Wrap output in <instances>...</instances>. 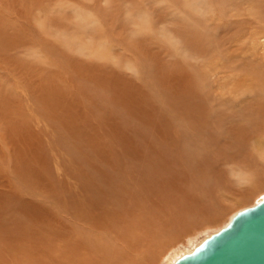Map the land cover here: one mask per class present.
<instances>
[{
  "label": "rangeland",
  "instance_id": "obj_1",
  "mask_svg": "<svg viewBox=\"0 0 264 264\" xmlns=\"http://www.w3.org/2000/svg\"><path fill=\"white\" fill-rule=\"evenodd\" d=\"M262 2L264 0H0V5L9 7L5 16L10 17V21L5 23L10 24V32H27L21 47L0 50V61L9 65L7 60L10 59L13 63L10 67L0 64V235L5 232L13 234L18 230L26 234L25 230L35 227L34 218L38 216L44 221L46 219L48 228H53L57 223H49V213L57 214V219L63 218L59 227H64V221H68L64 215H68L70 206V214L77 212L83 218L88 217L81 221L77 229L92 233L95 232L94 227H98V238L101 236L108 241L101 244L109 245L112 252L135 251L127 254L130 264H170L177 257L173 256L174 253L177 255L179 250L189 252L191 240H204L224 228L239 211L256 205L257 200L264 196V159H260L258 164L239 168L223 166L222 159L213 165L222 172L224 182L221 185H225L214 191L209 212L188 216L190 221H196L188 222L192 225L182 223L180 227L179 223H174L179 228L166 233L167 238L171 237L160 246L152 245L153 235L145 237L142 227H138L135 220L141 212L139 208L125 213L121 211L114 222L100 227L101 213L99 218L94 216L82 204V199L84 197L89 201L91 194L88 189H94L97 182L93 167H105L102 154L112 152L114 145H119L116 137L118 130L106 121L102 110L87 105L83 108L82 100L85 102L87 98L80 92V87L81 90L85 86L94 87L96 81L93 78L103 73L106 74L103 77L112 74L118 80L117 90L127 89L134 96L152 98L162 83H167L169 79L173 81V76L187 72L175 66L177 61L185 63L186 69L201 76L217 61L218 68L222 70L221 66L227 61L225 56H231L234 49L227 53L219 48L217 53L212 54L208 43L193 44L186 37H181L178 30L179 27L180 31L183 30L184 25L186 31L192 28L200 35L213 38L221 39L229 31H238L243 40L248 37L256 40L258 67L254 70L260 71L264 68V48L261 49L264 24L261 25L263 28L256 26L255 5ZM249 41L247 39L243 43L244 59L252 54V43ZM184 45L199 48L194 53L202 58L199 60L193 54L190 57ZM14 56L25 63L21 61L19 65ZM159 64L161 71L174 64L167 69L169 76L171 72L170 78L160 81V86L154 81ZM224 74L220 71L218 76L211 77L212 86L222 88L217 91L218 95L230 92L231 86L223 79ZM246 80L251 78L247 76ZM174 84L173 87L177 85ZM203 87L208 91L205 85ZM185 97L179 100L178 105ZM130 98L139 102V97L130 95ZM194 117L201 120L203 116L196 111ZM148 119L149 115H146L145 120ZM77 131L81 132L80 151H85L91 158L85 164L77 162L78 159L67 148L69 143L65 136L74 141L77 137L72 134ZM181 132L191 134L193 138L192 132ZM210 136L205 132L196 133L199 142L209 141ZM219 146L214 144L210 152L220 155ZM248 151L253 152L251 143ZM238 170H249L250 174L248 172L245 178ZM17 174L23 177L15 183L11 179ZM155 198L160 205L155 204ZM142 201L145 205L143 209L152 213L146 217L149 218L147 221H141V226L152 224L157 212H164L165 218H168L169 209L164 205V195L159 198L156 195L154 198L144 197ZM59 227L56 226L49 235L52 246L49 248L47 244L49 249L63 247L66 250L68 243ZM130 228H137L132 242L140 243L137 247L131 245V249L123 237ZM5 241L0 242V264H16L15 240L10 238ZM60 242L65 245H58ZM74 243H79V239L75 238ZM137 248L144 249L146 254L137 256L140 251ZM77 255V250H72L64 255L66 257L57 258L51 254L45 258L38 255L36 259L39 264H60V259H68L69 264L84 262L83 257ZM132 257H140L137 259L139 262ZM86 260L91 261L87 256ZM122 261L125 262L124 259Z\"/></svg>",
  "mask_w": 264,
  "mask_h": 264
},
{
  "label": "bare ground",
  "instance_id": "obj_2",
  "mask_svg": "<svg viewBox=\"0 0 264 264\" xmlns=\"http://www.w3.org/2000/svg\"><path fill=\"white\" fill-rule=\"evenodd\" d=\"M34 5L38 4L34 3ZM5 10H9V7L6 4H1V51L14 46L21 47L27 38V32L26 34L18 31L10 32V24L5 23V21H10V17L5 16ZM255 10H257L255 15L257 19L256 26L263 28L261 25L264 24V12L260 13L264 11V2L258 6L255 5ZM184 26L183 30L180 31V27L178 30V32H181V37H184V39L186 37L193 44L208 43V48L212 54L217 53L219 48L221 52L226 50L227 53L233 51L231 48L234 49L231 56H225L227 61L226 64L221 66L222 70L218 68L217 61L214 64L212 63L206 73L201 76L186 69L187 65L185 63L177 61V64L174 62L175 66L181 70L184 69L191 75H188L187 72L177 74V76H173V81H171L169 79L171 72L169 76L167 69L174 64H170L169 68H164L166 71H161L159 64V71L156 70L157 76L154 78L155 83L160 86V81L166 79H169V81L162 83L160 90L153 93L152 98L147 95L145 97H142V95L134 96L127 89L126 91L121 88L117 90L116 82L118 80L113 78L114 75L112 74L103 77L106 75L103 73L102 76L93 78L92 80L96 81L94 87L85 86L83 90H81L82 86L80 87V92L84 93L85 99L87 98L85 102L82 100L83 108L87 105L102 110L107 117L106 121L112 123L114 128L116 127L114 130H118L116 137L119 143L118 146L114 145L112 152L102 154V159L105 158L103 162H106L105 167H93L97 182L94 189H88L89 194H91L89 201L83 197L82 204L84 203L92 214L98 218L101 213L100 227H105L104 225H108V222L110 224L114 222L121 211L125 213L127 210L133 211L139 208L141 212L137 211L140 214L137 215L135 221L138 223V227H142V234L145 237L150 238L153 235L151 242L154 246H160L165 240L167 241L171 236L167 234V238L166 233L178 229L182 223L185 226L192 225L191 222L196 223V221H190L188 216L209 212V204H212L214 191L225 185H221L224 179L222 172L214 168L213 163L215 161L223 159V166H236L239 168V166L249 167L258 164L260 159H264V68L260 71L254 70L255 67H258V61L255 57L258 54L256 40L254 41L251 37L243 40L242 37L238 36V31H229L228 35L222 36L221 39L213 38L200 35L197 30L192 28L186 31ZM247 39L252 43V54L250 53L248 59H244L242 56L244 54L243 43H246ZM261 39L264 40V35ZM236 42H238L237 46L234 47ZM184 46L187 48L190 57L193 54L199 60L202 58L194 53L199 48ZM262 48H264V44L261 46ZM234 52L237 53L234 55ZM14 57L19 65H21V61L24 62L21 58ZM182 59L186 58L183 57ZM7 61H9V65L2 61H0V64L7 67L13 65L10 59ZM158 62L160 63V61ZM192 68H194V65ZM220 71L225 73L223 79H226L231 86L227 95H218L217 91H221L222 88H214L210 83L211 77L218 76ZM144 72H147V69H144ZM192 74H194V80ZM195 75L198 76V80ZM247 76L251 80H246ZM174 83L177 84L175 87H173ZM203 85L206 86L208 91L205 90ZM137 93L141 94L140 91H137ZM130 95L139 97V102L131 101ZM182 97L185 98L178 105ZM188 110H192V112H187ZM196 111L199 116H203L201 120L194 117ZM192 113L193 117L189 120ZM146 115H149L147 121L145 120ZM181 130L192 132L194 134H192L193 138H191V134L181 132ZM203 131L211 135L210 139L206 142H199L196 133H204ZM80 134L81 132L78 131L72 134V136L77 137L74 141L66 136L65 139L69 143L67 148L72 152L73 157L79 160L77 162L85 164L91 158L89 154H85V151L82 153L79 149L81 146ZM250 143L253 152H256L257 155L248 151ZM64 144L66 145L65 142ZM205 144H207V148H205ZM214 144L220 145L222 151L220 155L216 156L210 152ZM202 148L204 149L201 150ZM212 158L214 160L211 161ZM6 172L11 174L7 170ZM239 172L243 173L245 178L248 177L246 175L248 172V175L250 174L249 170H238ZM17 176L11 179L15 183L20 177H23L21 174ZM146 194L150 198H154L155 195L158 198L164 195V205L169 209L167 219L164 212L160 210L162 214L157 212V217L152 220V224H142L141 226V221H147L149 218L146 217L152 213L150 210L145 211L143 209L145 205H143L142 198H148ZM199 195L202 198H199ZM263 198L264 196L259 198L257 204ZM155 204L160 205V201L156 199ZM69 208L67 210L68 215L67 213L64 215L68 218V221H64L66 224L64 227H59V223L63 218L57 219L59 216L55 213H49L50 215H48L49 223L52 224L55 221L57 224L54 226H58L60 232L65 236L68 244L65 245L60 242L58 245H65L66 250L63 247L57 248V250L49 249L52 248L49 235L55 227L48 228V223H45L46 219L44 221L40 216L34 218L35 227L25 230L27 231L26 234L24 232L19 233L20 230H18L13 234L5 232V235H0V242H6L5 240L10 238L15 240L18 254L16 264H39L36 259L38 255L45 258L54 254L57 258H62L66 257L64 255H68L72 250H77V256L83 257L84 262L79 264H130L127 254L133 251L131 245L135 247L140 245V243L132 242L135 240L134 235L137 233V231L135 232L137 228H130L123 235L124 239L129 242V249L132 251L112 252L109 245L103 246L105 244H101L108 241L101 236L98 238L96 232L98 227H94L95 232L92 233H84L82 230L77 229L81 221L88 217L83 218L82 215L80 216L81 213L77 212L70 214L71 210ZM148 209L150 208L148 207ZM189 221L190 223H188ZM72 223L76 225L73 226ZM174 223H179V226ZM38 225H41V227H38ZM75 238L79 239V243H74ZM199 240L195 238L189 242V252L183 253L184 251L179 250L176 252L177 255L174 253L173 256L177 257H174L171 260L173 262L170 264H174L183 255L191 253L204 241ZM138 252H136L137 256L146 254L144 249ZM86 256L89 257L90 262H87ZM123 259L126 263L122 261ZM137 259H140V257L133 260L139 262ZM69 262L68 259H60V264H69Z\"/></svg>",
  "mask_w": 264,
  "mask_h": 264
},
{
  "label": "water",
  "instance_id": "obj_3",
  "mask_svg": "<svg viewBox=\"0 0 264 264\" xmlns=\"http://www.w3.org/2000/svg\"><path fill=\"white\" fill-rule=\"evenodd\" d=\"M174 264H264V198Z\"/></svg>",
  "mask_w": 264,
  "mask_h": 264
}]
</instances>
